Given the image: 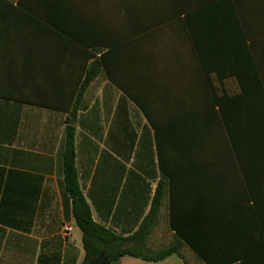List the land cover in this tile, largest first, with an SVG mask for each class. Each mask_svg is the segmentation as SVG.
Here are the masks:
<instances>
[{
	"label": "crops",
	"instance_id": "crops-1",
	"mask_svg": "<svg viewBox=\"0 0 264 264\" xmlns=\"http://www.w3.org/2000/svg\"><path fill=\"white\" fill-rule=\"evenodd\" d=\"M101 55L110 79L79 96ZM69 124L94 219L145 216L160 162L146 245L186 242L184 260L111 264H264V0H0V264H83Z\"/></svg>",
	"mask_w": 264,
	"mask_h": 264
},
{
	"label": "trees",
	"instance_id": "trees-1",
	"mask_svg": "<svg viewBox=\"0 0 264 264\" xmlns=\"http://www.w3.org/2000/svg\"><path fill=\"white\" fill-rule=\"evenodd\" d=\"M99 75H103L107 80L108 78L110 79V76L106 72L105 58L102 55L99 58H95L91 66L88 67L79 96L82 95L85 87ZM109 81L113 83L112 80ZM123 92L129 101L142 110L140 102L130 92ZM226 100L228 99L226 98ZM222 101H224L223 97H217V102ZM75 111L70 115L72 119L76 117ZM146 115L145 113V117H147L148 123H150V119ZM74 138L75 128L72 124H69L66 128L64 141V181L68 199L72 204L74 223L82 235L84 249L83 264L97 257L101 251L105 253V256L111 263L116 262L123 256L150 262L161 261L172 254H176L183 259L181 251L185 247L186 242H184V238L180 232L174 234L171 242L156 249H151L146 245L152 230L159 221L161 206L167 192V181L160 167V162L159 171L161 176L158 178L157 185L150 199L149 211L145 216H142L141 213L137 214V212H134L133 225L123 227L118 232L112 226H106L94 219L91 206L82 195L74 167ZM143 186L149 192V184L147 183ZM149 197L148 195L147 199Z\"/></svg>",
	"mask_w": 264,
	"mask_h": 264
},
{
	"label": "water",
	"instance_id": "water-1",
	"mask_svg": "<svg viewBox=\"0 0 264 264\" xmlns=\"http://www.w3.org/2000/svg\"><path fill=\"white\" fill-rule=\"evenodd\" d=\"M85 264H111L108 258L105 256V253L101 251L97 257L91 259Z\"/></svg>",
	"mask_w": 264,
	"mask_h": 264
},
{
	"label": "built area",
	"instance_id": "built-area-1",
	"mask_svg": "<svg viewBox=\"0 0 264 264\" xmlns=\"http://www.w3.org/2000/svg\"><path fill=\"white\" fill-rule=\"evenodd\" d=\"M73 230V225L71 223H65L62 227V234L64 237H69Z\"/></svg>",
	"mask_w": 264,
	"mask_h": 264
}]
</instances>
